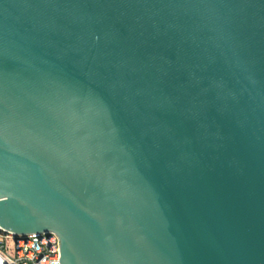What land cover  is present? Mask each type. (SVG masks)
<instances>
[{"label":"water","instance_id":"95a60500","mask_svg":"<svg viewBox=\"0 0 264 264\" xmlns=\"http://www.w3.org/2000/svg\"><path fill=\"white\" fill-rule=\"evenodd\" d=\"M0 226L264 264V0H0Z\"/></svg>","mask_w":264,"mask_h":264},{"label":"built area","instance_id":"2783aa9c","mask_svg":"<svg viewBox=\"0 0 264 264\" xmlns=\"http://www.w3.org/2000/svg\"><path fill=\"white\" fill-rule=\"evenodd\" d=\"M59 263V239L53 231L14 233L0 226V264Z\"/></svg>","mask_w":264,"mask_h":264}]
</instances>
